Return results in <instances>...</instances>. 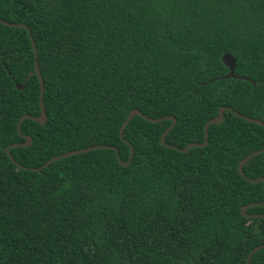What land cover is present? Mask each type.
Instances as JSON below:
<instances>
[{
	"label": "trees",
	"instance_id": "1",
	"mask_svg": "<svg viewBox=\"0 0 264 264\" xmlns=\"http://www.w3.org/2000/svg\"><path fill=\"white\" fill-rule=\"evenodd\" d=\"M0 264H246L264 243V0H0ZM37 48L43 77L40 113ZM232 54L235 76L222 56ZM247 77L248 79L240 78ZM239 77V78H238ZM16 83L24 85L22 89ZM29 145L6 147L25 143ZM21 164L22 167L18 166ZM32 168H40L35 170ZM256 214V215H255ZM249 264H264V248Z\"/></svg>",
	"mask_w": 264,
	"mask_h": 264
},
{
	"label": "water",
	"instance_id": "2",
	"mask_svg": "<svg viewBox=\"0 0 264 264\" xmlns=\"http://www.w3.org/2000/svg\"><path fill=\"white\" fill-rule=\"evenodd\" d=\"M0 22L4 25H7V26H11V27H20V28H26L29 32V28L25 25V24H16V23H11V22H7L6 20L0 18ZM31 42H32V47H33V51H34V72L35 74L37 75L38 79H39V83H40V100H39V104H40V113L39 115L37 116H31V115H27V114H24L20 117V120L18 122V131L19 133L21 134L20 132V126H21V123H22V120L25 119V118H29L31 120H34L36 122H39L41 124H44L47 120V115H46V111H45V106H44V102H43V94H44V84H43V77L41 75V72H40V69H39V62H38V59H37V48H36V44H35V41L32 39L31 37ZM222 60L224 62V64L229 68V73L227 75H225V77H237L235 76V73H234V70H235V63H236V59L235 57L230 54V53H225L223 54L222 56ZM239 78V77H238ZM240 78H244V79H248L247 77H240ZM16 87L18 89H22L24 87V85H20L19 83H16ZM226 110H229V111H232L234 112L237 116L245 119L246 121L248 122H251V123H255V124H259V125H262L264 126V121L262 119H259V118H254V117H249V116H246L242 113H239L238 111H235L233 110L231 107L229 106H220L218 108V114L207 120L206 123H205V126H204V141L203 142H191L189 143L187 146H185L184 148H180V147H175V146H172V145H169L167 142H166V135L167 133L174 127V125L176 124V118L172 115H166L164 117H160V118H152L144 113H142L140 110L138 109H132L128 114H127V117L126 119L124 120V122L122 123L121 127H120V137L122 139H124L123 137V130H124V127L127 125V123L131 120V118L135 115H140L142 116L144 119H146L147 121H150V122H157V121H161L163 119H169L171 120V124L166 128V130L162 133L161 135V138H160V142L161 144L165 145V146H170L180 152H187L189 149L193 148V147H205L208 143V130H209V125L210 124H219L221 122L224 121V118H225V111ZM26 141L25 143H22V144H12L8 147L5 148L6 151H8L9 147H12V146H18V145H29L30 142H31V138L30 136H24ZM128 144H129V147H130V153H129V157L126 161H124L120 155H119V151H118V148L117 146H114V145H106V144H97V145H92V146H88V147H85V148H80V149H75V150H70V151H67L65 153H62L58 156H55L53 157L52 159L48 160L45 164L43 165H46L48 164L49 162L51 161H55V160H58L60 158H63V157H66V156H70V155H73V154H78V153H82V152H87V151H90V150H93V149H96V148H111V149H114L115 152H116V156H117V159L119 161V163L123 166H127L130 164L131 162V159H132V156H133V153H134V148L132 146L131 143H129V141H127L126 139H124ZM264 151V148L260 149V150H254L252 151L251 153L247 154L244 158H242L239 162H238V171L239 173L242 175V176H245L244 172H243V166L245 165V163L251 158L253 157L254 155L260 153ZM18 166L22 167L21 164H18ZM32 169H35V170H39L40 168H32ZM249 181L251 182H263L264 184V177H258V178H248ZM257 205H264V201L263 202H254V203H249V204H245L243 206H241V214L244 215V216H254L253 214L252 215H249L246 210L249 208V207H253V206H257ZM256 215V214H255ZM261 217H264V214H261L259 215ZM264 248V243L262 244H259L257 246H255L254 248H252L247 256V259H246V264H249V261H250V258L252 256V254L260 249Z\"/></svg>",
	"mask_w": 264,
	"mask_h": 264
}]
</instances>
